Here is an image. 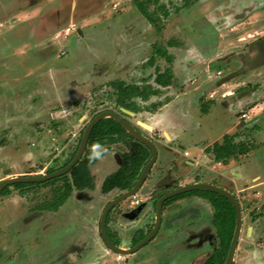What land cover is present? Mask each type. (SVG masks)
Here are the masks:
<instances>
[{
  "label": "rangeland",
  "instance_id": "1",
  "mask_svg": "<svg viewBox=\"0 0 264 264\" xmlns=\"http://www.w3.org/2000/svg\"><path fill=\"white\" fill-rule=\"evenodd\" d=\"M190 1L185 8V0H149L153 25L135 0H0V182L18 176L15 171L38 176L61 168L87 124L102 111L123 116L158 150L144 187L112 216L123 204L148 199L144 214L153 221L154 200L184 180L228 190L232 180L241 189L252 184L258 170L264 175V117L255 123L243 117L261 115L264 106L247 112L250 102L264 101V0ZM157 48L172 60L157 54ZM167 68L172 83L158 85L156 75ZM119 82L138 86L146 97L125 99L131 114L119 104ZM236 90L248 93L242 105L228 99ZM175 99L181 103L167 109ZM221 100L228 113L211 108ZM235 133L236 142L257 147L227 163L216 162L205 149ZM108 148L89 168L94 188L74 189L56 212L35 208L51 199L50 186L36 184L23 195L12 188V195H0V264H88L93 257L106 264H163L157 260L168 243L163 219L156 237L122 260L99 236L106 203L121 194H103L102 182L129 149L123 143ZM231 190L241 204V234H246L253 214L264 212V203L248 197L249 191ZM213 211L204 208L193 220L198 228L179 232L191 250L177 253L172 264L212 253L207 235ZM131 220H124L128 227L139 225ZM240 242L237 262L256 264Z\"/></svg>",
  "mask_w": 264,
  "mask_h": 264
},
{
  "label": "trees",
  "instance_id": "2",
  "mask_svg": "<svg viewBox=\"0 0 264 264\" xmlns=\"http://www.w3.org/2000/svg\"><path fill=\"white\" fill-rule=\"evenodd\" d=\"M148 3L149 0H135V4L141 14L154 25L156 20L153 13L148 9ZM190 3V0H185L183 7H189ZM165 13L166 15L168 14L167 11ZM156 53L163 56L168 61L172 60L171 56L164 48H157ZM152 59L153 57L151 58V61ZM172 79V70L167 68L164 72L156 75L155 82L158 85L166 86L172 83ZM118 88L120 92L119 104L126 110L134 111L131 103L127 102L125 99L132 96H142L146 99V97L142 95L143 93L141 89L136 85H124L123 82H119ZM201 111L204 114L208 113V109L206 107H201ZM83 132L84 130L82 131L81 136L83 135ZM237 135V133L225 134L221 142L216 141L212 144V146H208L205 150L213 155L216 162L227 163L231 158H236L239 155H246L257 147L255 144L236 142ZM80 141L81 138L75 151L61 167L67 166L73 160L79 148ZM117 143H123L128 146L129 149L121 155V166L114 173L108 175L104 179L101 185V191L104 194L116 189L127 191L135 185L143 168L150 160L152 153L147 146L131 137V135L115 119L107 117L95 124L90 133L83 156L67 174L41 183H15L4 188L0 195H10L12 188L18 189L19 193L23 195L25 194L27 187L36 184L50 186L52 191L51 199L39 204L37 209L57 210L66 202L73 189L93 188L94 182L89 169L90 166H92L98 158L105 155L109 151L108 147L110 145ZM94 147L103 148L99 153L94 154L91 151ZM58 169L50 168L47 170V173L49 174L55 172ZM60 181L62 182L61 185H57ZM162 195L163 193H161L157 198H160ZM191 195H196L206 199L214 210L213 225L216 229L218 245L213 250L212 254L206 258L203 264H225L236 225L235 208L226 197L213 191L203 189L193 190L170 197L164 202V206L179 198Z\"/></svg>",
  "mask_w": 264,
  "mask_h": 264
},
{
  "label": "crops",
  "instance_id": "3",
  "mask_svg": "<svg viewBox=\"0 0 264 264\" xmlns=\"http://www.w3.org/2000/svg\"><path fill=\"white\" fill-rule=\"evenodd\" d=\"M230 95H229L228 99L235 100L234 102L238 103V105H239L243 101H246L248 93L247 92H238V90H236L235 92H233V94H230ZM179 99H175L173 101H170L165 107H167V109H170V108L178 106L176 104L181 103V101H179ZM221 101L222 102H219V101L212 102L211 108H212V106H215V107L220 106V107H222L223 111L228 113L229 112L228 109H226L224 106L225 102L223 103L224 100H221ZM247 103H249V102H247ZM252 103H254V102H250L249 105H247V112L248 113H251V112L255 111L256 109H258V106H260L262 103H264V101L256 103L255 105H253ZM262 105H264V104H262ZM248 107H250V109H248ZM263 107L264 106H262L263 110H261V115H259V116L256 114L255 115L253 114V116L250 114L248 115V118L251 119L253 121V123H255V121L258 118L262 119L264 117V113H263L264 108ZM243 114H245V113H243ZM223 136L221 137L219 142L222 141ZM212 158H213V156H212ZM30 172L34 173L33 171H30ZM26 173H28V172H24V171H15L14 172V174L18 175V176H21V174H26ZM238 175H239V178L244 177V176H242L243 172H240ZM250 180H251L252 184L241 187V189H240V187H237L235 181L232 180V183L228 185V190L230 192H235V191L231 190V187L234 186L236 192L249 191L248 197H250L252 195L251 197L258 199L257 200L258 203L263 204L264 203V175L261 173V171L258 170L257 174L252 176ZM200 181L201 180H197V182H200ZM190 182H195V181L187 182L186 180H184L181 183L182 184H186V183L189 184ZM10 195H12V192ZM210 206H211V204L206 199H203V198H200L197 196H191V197H185L182 199H178V200L172 202L171 204H169L165 208V210L163 212V223L165 224V226L167 225L166 229L168 231L165 233V237L168 239V243L164 245V247H163L164 249L161 251L160 256H158V258H157V260L159 262L161 261L163 264H172L171 262L173 261V257H175L177 255V253H179L182 250H186V251L188 250L187 252H189V250H191V249H188L189 247L184 246L183 239L179 240V235L181 234L179 232L181 230L185 229L186 227L188 228L192 224V223L189 224L188 220L191 219L192 222H194L193 220H198L197 217L202 216L201 214H203L202 210H204V208L209 209ZM213 213L214 212L210 213L208 220L210 223H212V227H213L212 231L215 232V228L213 226ZM249 215L251 216L252 213H249ZM253 215L255 217L253 218L252 222L248 225L247 230H246V234H241V236H240V240H241L240 243L245 242L244 248L246 250H249L252 253L251 258L256 261V264L258 263L257 260H259L258 264H264V259H263L264 258V251L262 254V250H264V212H257ZM250 219H252V217ZM198 227H199V224L197 221H195L190 226V228H192V229H195ZM244 235H245V237H244ZM172 240H175V241L172 243L171 242ZM177 245H179V246H177ZM180 245H182V246H180ZM239 248H240V245L237 247L236 254H235L234 262H236V264H241V263L237 262V259L239 257V254L237 253V251ZM209 255L210 254L207 253L205 256L200 257L199 259L195 258L194 260H192V262H190L188 264H203ZM162 258H163V260H162Z\"/></svg>",
  "mask_w": 264,
  "mask_h": 264
},
{
  "label": "water",
  "instance_id": "4",
  "mask_svg": "<svg viewBox=\"0 0 264 264\" xmlns=\"http://www.w3.org/2000/svg\"><path fill=\"white\" fill-rule=\"evenodd\" d=\"M122 110L128 114H131V111H129V110H126L124 108ZM107 117H111V118L115 119L131 135V137H133L136 141H139L142 144H144L145 146H147L152 152V157L148 161V163L145 165V167L143 168V170H142L136 184L134 185V187L132 189L124 192L120 196H118L115 200L111 201L106 206V208L104 209V212H103L102 218H101V234L103 236V239H104L106 245L113 252H115L117 254L124 255V256L130 255V254L136 252L143 245H145L146 243L151 241L155 237V235L157 234V231H158V229L160 227V223H161V212H162L163 203L168 198L176 196V195L181 194V193L203 189V190L213 191L215 193H218V194L226 197L233 204V206L235 208L236 225H235V230H234L232 242H231V245H230V248H229V251L227 254V258L225 261V264H233L234 259H235L236 250H237L238 243H239L240 236H241L242 226H243L241 204L239 203L236 196L234 194H232L230 191L223 189L217 185H214L211 183H205V182H196V183H192V184H188V185H183V186H180V187L173 189L169 192H166L164 195H162L157 201V205H156L157 217H156V222H155V225H154L152 231L144 239H142L136 246H134L131 249H123V248L116 247L112 244V242L110 241L109 236L107 234V228H106V218H107L109 211L113 208L114 205H116L120 201H123L129 197H132L133 195H135L139 191V189L141 188L145 178L149 174L153 164L155 163V161L157 159V148H156L155 144L153 143V141L151 139L147 138L146 136H143L141 133H139L137 131V129L129 121H127L124 117L120 116L119 114H117L116 112H113V111H102V112L98 113L87 124V126L84 129V132H83V135H82V138L80 141V145H79V148L76 152V155L74 156L73 160L67 166H65V167H63V168H61L55 172L49 173V174H43V175H38V176H13V177L7 178L5 180H2L0 182V193L2 192V190L4 188L11 186L15 183L44 182V181L50 180L52 178H56L58 176L67 174L72 169V167L83 156L84 150L87 146V142H88L90 133H91L93 127L95 126V124L97 122H99L100 120L107 118Z\"/></svg>",
  "mask_w": 264,
  "mask_h": 264
},
{
  "label": "flooded vegetation",
  "instance_id": "5",
  "mask_svg": "<svg viewBox=\"0 0 264 264\" xmlns=\"http://www.w3.org/2000/svg\"><path fill=\"white\" fill-rule=\"evenodd\" d=\"M118 114V113H117ZM121 116V115H120ZM123 117V116H122ZM127 120V119H126ZM128 121V120H127ZM137 129V128H136ZM137 131L140 133V131L137 129ZM156 146V145H155ZM157 148V147H156ZM151 151V150H150ZM152 153V152H151ZM107 154V153H106ZM157 154H158V150H157ZM152 157V156H151ZM151 159V158H150ZM97 162V161H96ZM95 162V163H96ZM94 163V164H95ZM93 164V165H94ZM121 166V164H119L118 168ZM63 168V167H61ZM59 168V169H61ZM58 169V170H59ZM152 169V168H151ZM151 171V170H150ZM114 173V172H113ZM112 174V173H111ZM150 174V172H149ZM149 174L147 175V177L145 178L141 188L139 189V191L144 187V185L146 184V181L148 180V176ZM110 175V174H109ZM107 177V176H106ZM105 177V178H106ZM104 181V180H103ZM137 182V181H136ZM103 183V182H102ZM193 183H196V182H193ZM136 184V183H135ZM189 184H192V183H189ZM183 185H188V184H183ZM183 185H180V186H183ZM178 186V187H180ZM134 187V186H133ZM132 187V188H133ZM176 187V188H178ZM94 188V186H93ZM92 188V189H93ZM131 188V189H132ZM176 188H172V189H168L166 190L165 192H163V195L166 193V192H169L173 189H176ZM74 190V189H73ZM130 190V189H129ZM114 191H121V190H114ZM114 191H111V192H114ZM128 191V190H127ZM138 191V192H139ZM102 192V191H101ZM111 192L107 193V194H110ZM124 192L126 191H121V194H123ZM137 192V193H138ZM72 193V192H71ZM136 193V194H137ZM104 194V193H103ZM105 194V195H107ZM121 194L119 195H116L113 199H111L110 201H108L106 203V206L113 200H115L118 196H120ZM135 194V195H136ZM133 195V196H135ZM191 196H196V195H191ZM191 196H187V197H191ZM70 197V196H69ZM198 197V196H197ZM182 198H185V197H182ZM182 198H179V199H182ZM201 198V197H200ZM128 199V198H127ZM159 198H156L153 202V206H154V211H155V218L153 221H148V217L145 216L144 214V211L146 209H148V202L147 200L148 199H140L138 201H136L135 203H133L132 205L130 204H123L122 206V211H119V212H116L114 216H112V214L114 213L113 211L115 210V208L119 207V205H122L121 203L125 202V200L123 201H120L119 203H117L116 205L113 206V208L109 211L108 215H107V218H106V228H107V234L109 236V239L110 241L112 242V244L116 247H119V248H123V249H131L133 248L134 246H136L142 239H144L153 229L154 225H155V222H156V217H157V210H156V205H157V201H158ZM68 200V199H67ZM66 200V201H67ZM178 200V199H177ZM176 201V200H175ZM174 202V201H173ZM172 203V202H171ZM170 203V204H171ZM39 205V204H38ZM37 205V206H38ZM169 205V204H168ZM164 206V203H163V207H162V212H161V222H162V219H163V212L165 210V208L168 206ZM37 206L35 208H37ZM105 206V208H106ZM104 208V209H105ZM39 210V209H38ZM59 209L57 210H39V211H45V212H56L58 211ZM104 212V210H103ZM102 212V214H103ZM102 214L100 215V218H99V225H98V228H99V236L100 238L102 239V241L104 242L105 246L107 247L108 250L112 251L105 243L104 239H103V236L101 234V218H102ZM132 219L131 222H134L133 224H135V226L137 225V223L139 222V225L137 227H134V226H130L128 227V223L125 224V221L124 220H127V219ZM152 222L151 226L148 227V229L146 230L145 229V226L149 225L150 223ZM189 224L193 222H188ZM191 224V225H192ZM161 225V223H160ZM190 225V226H191ZM190 226L188 227V229L190 228ZM214 226V225H213ZM132 227V228H131ZM215 228V226H214ZM160 229V227H159ZM159 229L157 231V233L159 232ZM187 229V227L185 228ZM185 229H183L182 231H184ZM192 230V228H191ZM195 230V229H193ZM157 235V234H156ZM155 235V237H156ZM142 236V237H141ZM210 239V249L213 250L217 247V244L215 243V240H217V235H216V229H215V232L211 231L210 234L207 235ZM141 237V238H140ZM154 237V238H155ZM138 240V241H137ZM150 242V241H149ZM127 244V245H126ZM148 244V243H146ZM145 244V245H146ZM143 245V246H145ZM142 246V247H143ZM141 247V248H142ZM140 248V249H141ZM90 249V248H89ZM139 249V250H140ZM113 252V251H112ZM138 252V250L136 251ZM136 252L130 254V255H123V258L122 259H125L127 257H130V256H133ZM115 253V252H113ZM117 254V253H115ZM212 254V253H211ZM210 254V255H211ZM118 255V254H117ZM122 259H118V260H122ZM88 263V262H87ZM75 264V263H74ZM79 264V263H78ZM88 264H106L105 261H99V260H96L94 259V257L91 259V261L88 263Z\"/></svg>",
  "mask_w": 264,
  "mask_h": 264
},
{
  "label": "built area",
  "instance_id": "6",
  "mask_svg": "<svg viewBox=\"0 0 264 264\" xmlns=\"http://www.w3.org/2000/svg\"><path fill=\"white\" fill-rule=\"evenodd\" d=\"M243 117H248V115L247 114H243ZM122 258H123V255H121V254L117 255V259H122Z\"/></svg>",
  "mask_w": 264,
  "mask_h": 264
}]
</instances>
